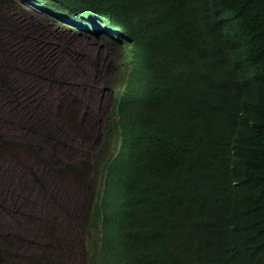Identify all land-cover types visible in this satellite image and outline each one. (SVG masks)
Here are the masks:
<instances>
[{"label": "trees", "instance_id": "trees-1", "mask_svg": "<svg viewBox=\"0 0 264 264\" xmlns=\"http://www.w3.org/2000/svg\"><path fill=\"white\" fill-rule=\"evenodd\" d=\"M24 1L42 24L65 19L103 37L94 66L115 98L113 147L67 164L78 185L89 187L93 168L100 176L84 214H71L100 230L84 255L264 264V0ZM7 29L5 39L23 37ZM62 250L71 261L59 242L18 264H62Z\"/></svg>", "mask_w": 264, "mask_h": 264}, {"label": "rangeland", "instance_id": "rangeland-1", "mask_svg": "<svg viewBox=\"0 0 264 264\" xmlns=\"http://www.w3.org/2000/svg\"><path fill=\"white\" fill-rule=\"evenodd\" d=\"M1 3L2 13H13L11 0ZM16 17L28 27L21 39L0 32V137L10 142L0 146V264L27 261L59 242L82 259V246L69 239L81 231L94 244L99 231L71 214H84L98 177L93 168L91 186L75 188L78 177L67 164L104 159L113 147L111 130H103L108 142L101 131L113 101L94 66L101 37L40 26L29 14ZM64 111L71 122L62 120Z\"/></svg>", "mask_w": 264, "mask_h": 264}, {"label": "clouds", "instance_id": "clouds-1", "mask_svg": "<svg viewBox=\"0 0 264 264\" xmlns=\"http://www.w3.org/2000/svg\"><path fill=\"white\" fill-rule=\"evenodd\" d=\"M0 5H2V3L0 4ZM11 7L13 8V13L12 14H4V13H2L1 11H0V21L2 22V26H0V29H1V31L2 30H4L3 31V33L4 34H6L7 32H6V30H8L7 28L8 27H11V28H15V29H19V30H21V32L23 31V29H28V27H25V26H23L22 24H20V22H18V20H17V17H16V15L17 14H22V15H24V14H29L31 17H33V18H36L37 20H38V23H40V26H48V25H50L49 23H52V24H54V25H57L58 26V28H59V30H65V29H67L68 31H70V32H74V33H77V34H82V35H86V36H89V35H93V34H91V32H90V29H85V28H81L79 25H77L76 23H74V22H72V23H68L65 19H62V20H57V19H50V21H48V24H42L40 21H39V18L38 17H36L31 11H32V9L34 8V6H31V5H29V4H27V2L26 1H24V0H11ZM85 19V22L83 23V25H85V24H87V23H89V19H88V16L87 17H85L84 18ZM71 22V21H70ZM95 36V35H94ZM98 36V35H97ZM98 37H100V36H98ZM97 38V37H96ZM101 41H103V37H101V40H100V42ZM99 42V43H100ZM122 51V50H121ZM111 92V91H110ZM112 95H113V92H112ZM114 95H113V101H112V103H111V105H110V107H109V111H108V113H107V115H106V117H105V120L103 121V123L101 124V131L103 132V130H104V128L105 127H107L109 130H111V135H112V138L114 139V135H113V133H112V129H113V113H112V110H113V103H114ZM68 117V115L66 116V118ZM69 118H70V120H71V114H70V116H69ZM81 118L82 117H80V121H81ZM84 118V122L86 123V117H83ZM87 120H88V117H87ZM105 121L106 122H108V126H106L105 125ZM82 122V121H81ZM105 135V134H104ZM91 176H92V174H91ZM100 176L98 175V178H99ZM97 178V177H96ZM95 181V178H94V176H93V181H92V183ZM92 183H90V185L89 186H91V184ZM76 184L77 185H75V186H73V187H75V188H77V187H79V186H83V187H86L85 185H84V183H83V185H78L79 183H78V179L76 180ZM98 187H99V183H98ZM98 189V188H97ZM69 191H74L73 189H69ZM79 237H84V236H79ZM71 239H76L77 241H78V239H80V238H78V236H77V233H76V236H74L73 238L71 237ZM71 239H69V241L71 240ZM59 242V241H58ZM61 244V243H60ZM63 244H64V242H63ZM62 244V245H63ZM96 244L97 243H94V244H92V243H90V246H91V248H92V250H93V252L95 253V248H96ZM77 245H80V246H84V245H89V244H87V242H86V240H82L81 239V241H79L78 243H77ZM67 248V247H66ZM90 251L88 252V255L86 256V259H85V263L86 264H96V261L94 260V261H92L89 257H90ZM57 255H58V260H59V262L60 263H62V264H70L71 263V261L73 262V263H78V261L80 260V258L79 257H77L76 255H75V253H74V256H71V261H68L67 259H68V256H69V253L66 251V250H62V251H59L58 253H57Z\"/></svg>", "mask_w": 264, "mask_h": 264}, {"label": "bare ground", "instance_id": "bare-ground-1", "mask_svg": "<svg viewBox=\"0 0 264 264\" xmlns=\"http://www.w3.org/2000/svg\"><path fill=\"white\" fill-rule=\"evenodd\" d=\"M12 12V11H11ZM17 41V40H16ZM38 219V218H37ZM100 231V230H99ZM85 256V255H84Z\"/></svg>", "mask_w": 264, "mask_h": 264}]
</instances>
